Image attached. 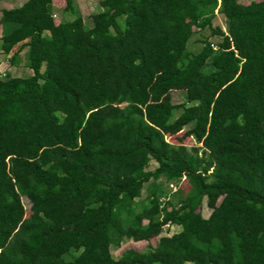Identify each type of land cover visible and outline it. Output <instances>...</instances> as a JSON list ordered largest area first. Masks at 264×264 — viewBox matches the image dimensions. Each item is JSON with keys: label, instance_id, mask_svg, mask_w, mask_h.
<instances>
[{"label": "trees", "instance_id": "obj_1", "mask_svg": "<svg viewBox=\"0 0 264 264\" xmlns=\"http://www.w3.org/2000/svg\"><path fill=\"white\" fill-rule=\"evenodd\" d=\"M97 5L0 11V264H264V0Z\"/></svg>", "mask_w": 264, "mask_h": 264}, {"label": "rangeland", "instance_id": "obj_2", "mask_svg": "<svg viewBox=\"0 0 264 264\" xmlns=\"http://www.w3.org/2000/svg\"><path fill=\"white\" fill-rule=\"evenodd\" d=\"M25 1L26 0H0V11L3 9L18 7ZM64 1L65 0H51V7H52L51 13H52V18H53L54 23H57L61 19L69 20L72 18L71 15H69L67 12L62 11V8L64 7ZM72 1L74 3L76 11L78 12V14L80 15L83 21L84 27L85 28L89 27L90 26L89 16L100 10L97 5L98 0H72ZM238 1L242 4H246L250 1H259V0H238ZM211 24L212 26L219 27L222 30L225 29L224 20L218 15L214 16V18L211 21ZM207 33H208L207 31L194 33L188 42V45H187L188 50L191 52L194 51L196 53L199 49L197 39L202 35L204 36L207 35ZM1 44L2 42L0 40V46ZM18 45L19 43H17L16 45H13L10 48L9 52L6 54L2 52L1 47H0V61H3V63L0 65L1 66L0 70L2 71V73L6 75L16 76V77H25L30 74V70L26 67L24 49L18 53L14 64L11 65L10 63V57L15 52ZM181 99H182V94H177L176 96H173V102L175 104L179 103ZM177 113L178 111H175L173 113V116L177 115ZM166 140L169 143L173 144L174 147L184 146L188 148L192 145V141L189 138L183 136L182 133L172 136L169 139L166 138ZM154 167H155V164L152 162H149L146 170H152ZM173 186H174L173 183L164 184L163 185L164 191L165 192L173 191L174 190ZM180 186L184 188L185 182H180ZM144 196H145V191L144 189H142L141 195L138 200H141ZM22 204L25 208V216H27L29 214L27 210V204L24 200H22ZM209 211L210 210L206 208L204 205H202L199 208V213L203 218L207 217V215L209 214ZM178 231H179V227L175 225H169L168 227L164 229V231L160 234V236H170L174 233H177ZM155 241L156 239L150 240L149 243L147 244L144 242L134 243V242L127 241V242H123L118 249L111 247L110 252H111L112 257L116 258L119 252H121L123 249L130 248V249L143 251L147 248V245L153 246Z\"/></svg>", "mask_w": 264, "mask_h": 264}, {"label": "crops", "instance_id": "obj_3", "mask_svg": "<svg viewBox=\"0 0 264 264\" xmlns=\"http://www.w3.org/2000/svg\"><path fill=\"white\" fill-rule=\"evenodd\" d=\"M3 63V61H0V65ZM0 68H1V66H0ZM0 72H2L1 70H0Z\"/></svg>", "mask_w": 264, "mask_h": 264}, {"label": "built area", "instance_id": "obj_4", "mask_svg": "<svg viewBox=\"0 0 264 264\" xmlns=\"http://www.w3.org/2000/svg\"><path fill=\"white\" fill-rule=\"evenodd\" d=\"M3 75H4V74L1 72V73H0V77H2Z\"/></svg>", "mask_w": 264, "mask_h": 264}]
</instances>
